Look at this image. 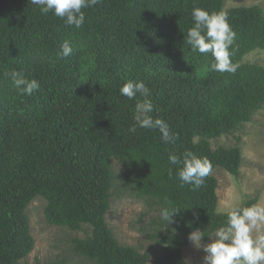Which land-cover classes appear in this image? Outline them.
<instances>
[{
    "label": "trees",
    "instance_id": "1",
    "mask_svg": "<svg viewBox=\"0 0 264 264\" xmlns=\"http://www.w3.org/2000/svg\"><path fill=\"white\" fill-rule=\"evenodd\" d=\"M225 2L100 0L84 9L77 29L29 0H0V264H22L33 253L27 209L37 198L47 204L48 225L88 231L71 242L86 264H185L191 233L199 229L208 241L227 227L228 214L218 213V180L210 173L200 189L182 186L181 166L168 160L191 152L207 158L212 171L240 175L241 149L214 150L210 141L264 106V67L243 63L264 51V10H225ZM197 7L226 14L236 33L229 49L235 73L212 70L211 54L185 43ZM64 41L72 48L68 57L60 54ZM13 71L39 88L20 94ZM128 81L149 87L152 116L169 125L174 142L165 143L158 130L130 131L144 97L122 96ZM114 197L146 205L150 221L140 231L156 246L152 256L117 240L107 222ZM165 199L181 209L170 224L161 218Z\"/></svg>",
    "mask_w": 264,
    "mask_h": 264
},
{
    "label": "clouds",
    "instance_id": "2",
    "mask_svg": "<svg viewBox=\"0 0 264 264\" xmlns=\"http://www.w3.org/2000/svg\"><path fill=\"white\" fill-rule=\"evenodd\" d=\"M100 0H29V4L40 9L41 14L52 13L55 17L64 20L66 25L81 28L85 23L84 9L94 7ZM194 24L187 30L185 43L193 52L210 53L214 58L212 70L217 72L235 73L238 65L231 60L230 47L234 44L236 33L228 22L226 14L210 13L203 8L192 10ZM72 48L68 41L61 45V55L68 57ZM14 86L22 95H32L39 88L35 80L22 78L21 74L13 71L9 74ZM122 96L130 100L137 98V94L144 97L138 100L134 108V125L130 131L135 132L137 127L158 130L165 143L174 142L175 136L170 132L169 125L161 118H154V105L148 97L150 89L143 81H128L119 89ZM169 163L180 165L178 178L183 185H190L193 190L200 189L205 178L212 172V164L207 158L197 157L186 152L183 158L170 153ZM161 211V218L170 224L173 217L180 212V208L171 206L165 199ZM264 225V207L253 205L228 213L227 227H221L214 233L212 242L203 246L206 253L204 264H264V234L253 236V231ZM205 236L199 229L190 234L189 239L198 247Z\"/></svg>",
    "mask_w": 264,
    "mask_h": 264
},
{
    "label": "rangeland",
    "instance_id": "3",
    "mask_svg": "<svg viewBox=\"0 0 264 264\" xmlns=\"http://www.w3.org/2000/svg\"><path fill=\"white\" fill-rule=\"evenodd\" d=\"M259 6L264 10V0H226L224 9L249 8ZM244 64L264 67V51H255L244 58ZM212 148L238 147L242 152V166L239 177H234L222 168H216L211 175L218 180V213L228 214L239 209L249 200L257 199L255 205L264 207V106L257 111L248 123L238 129L210 141ZM116 173L123 172L121 164L114 161ZM47 204L42 198L35 199L27 209L30 219L31 233L36 245L33 253L22 264L36 262L60 261L64 264H86L76 256L71 242L75 238L86 237L85 231L73 232L65 228L50 226L45 219ZM143 201L135 198H112L107 222L117 240L124 246L133 247L143 254L153 255L156 246L150 242L146 234L141 233L143 225H148L150 216ZM153 215V214H152ZM156 215V214H155ZM264 234V225L253 231V236ZM200 241L198 247L193 241L184 248L185 264H204L206 253L203 246L211 243ZM148 264H154L153 259Z\"/></svg>",
    "mask_w": 264,
    "mask_h": 264
}]
</instances>
